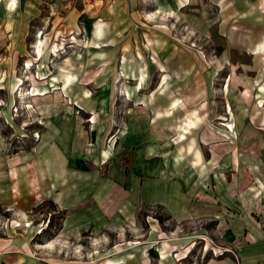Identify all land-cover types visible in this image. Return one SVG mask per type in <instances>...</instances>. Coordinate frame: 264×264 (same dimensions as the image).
Wrapping results in <instances>:
<instances>
[{
    "label": "rangeland",
    "instance_id": "obj_1",
    "mask_svg": "<svg viewBox=\"0 0 264 264\" xmlns=\"http://www.w3.org/2000/svg\"><path fill=\"white\" fill-rule=\"evenodd\" d=\"M113 1L0 24V264L239 263L264 235V0Z\"/></svg>",
    "mask_w": 264,
    "mask_h": 264
},
{
    "label": "crops",
    "instance_id": "obj_2",
    "mask_svg": "<svg viewBox=\"0 0 264 264\" xmlns=\"http://www.w3.org/2000/svg\"><path fill=\"white\" fill-rule=\"evenodd\" d=\"M52 0H0V24L9 29L10 25H13L12 22V14L15 13V8H25V14L23 15L24 21L26 22L27 19H30L32 17H36L37 14L40 12V8H48V6L50 5ZM112 1V0H109ZM121 1V0H120ZM119 0H114V4H110L109 6H104V7H110V8H114L118 3L119 7L121 8V2ZM100 3V1H99ZM109 4L107 3V0L105 2V5ZM88 5V6H87ZM102 5L99 4H91V1H88V3L85 5V7L83 6V8H99L98 10L95 9L94 12H100L101 14V9H102ZM26 8H32L29 12V16L26 15ZM22 19V18H21ZM31 20V19H30ZM99 21V20H98ZM23 29L20 31L22 33L25 32L26 30V26L22 27ZM97 33V37H101L102 35V30H101V26H98V28L96 29ZM98 31H100L98 34ZM193 123V122H191ZM189 122V124H191ZM186 129V128H185ZM189 128H187L188 130ZM105 157V156H104ZM56 183L58 185H60V181L56 180ZM61 186V185H60ZM63 188L66 189H70L72 188V186H69L67 184H65L64 186H61ZM80 206H82L81 208L78 207V209H81L80 212H85L86 210H91L96 208L98 211L96 212L94 211H87L86 214L87 216H90V218L86 217V222H85V213H82L77 216V219H82L83 217V222L85 223V225H92L93 222H95L94 220H99L98 218H96V215H98L101 219H102V203L97 204V203H86L85 201H81L80 203H78ZM82 204V205H81ZM98 206V208H97ZM82 223V222H80ZM80 225V224H79ZM252 226L250 228V239L247 240L245 242V244L243 245L242 249L239 252V263H236L234 261L231 260H217V259H208L206 262H204V264H264V235L261 232V230L259 229V227H255V225H250Z\"/></svg>",
    "mask_w": 264,
    "mask_h": 264
},
{
    "label": "bare ground",
    "instance_id": "obj_3",
    "mask_svg": "<svg viewBox=\"0 0 264 264\" xmlns=\"http://www.w3.org/2000/svg\"><path fill=\"white\" fill-rule=\"evenodd\" d=\"M38 49H39V47H38ZM28 95L30 94V93H27Z\"/></svg>",
    "mask_w": 264,
    "mask_h": 264
}]
</instances>
